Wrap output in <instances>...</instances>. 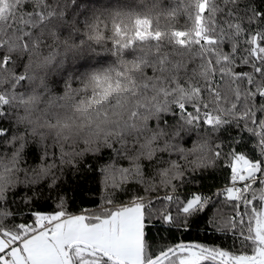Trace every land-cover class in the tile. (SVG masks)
I'll list each match as a JSON object with an SVG mask.
<instances>
[{"label":"snow or ice","instance_id":"6c2138e0","mask_svg":"<svg viewBox=\"0 0 264 264\" xmlns=\"http://www.w3.org/2000/svg\"><path fill=\"white\" fill-rule=\"evenodd\" d=\"M12 2L14 10H0V73L14 63L3 51L11 43L9 33L18 34L25 51L33 40L32 47L38 48L46 43L45 32L52 35L49 26L65 17L58 0ZM68 4L78 9L81 0H67L64 7ZM193 9L192 29L177 31L171 39L182 52L195 51L199 77L169 84L162 94L175 98V111L169 115L211 130L219 142L212 149L195 142L187 151L181 148L180 160H170L168 167L160 169L159 181L153 178L147 183L139 167H116L114 158L119 153L114 148L110 162L98 168L96 161L103 160L102 154L87 149L65 152L61 148L59 155L54 151L51 156L39 153V159L52 161L42 169L50 177L43 184L48 195L33 191L40 184L29 185L19 202L15 192L12 199L4 194L5 175L0 172V264H264V0H196ZM144 23L149 31L138 26L136 38L151 36L159 41L160 33L150 31L151 22ZM115 36H121L119 25ZM133 43L115 40L118 48ZM89 63L85 60L76 67ZM29 79L17 67L12 92ZM95 79L101 97L106 96L112 86H105L99 76ZM15 103H26L22 94L0 91V121L6 120V109ZM102 103L103 99L98 101ZM137 116L138 111L130 114L132 121ZM46 123L61 126L60 121ZM229 128L236 134L226 143L219 134ZM8 134V128L0 127V137ZM196 153L208 154L187 159ZM29 154L34 155L32 150ZM84 154L93 158L92 175L102 177V202L95 211L82 208L72 213L66 207L63 169L65 165L79 168L76 159ZM220 163L221 183L202 190L195 174L214 172ZM52 169H58L56 175H51ZM133 184L143 194L130 193ZM119 194L129 198L118 204ZM49 202L53 208L44 210ZM201 223L204 240L212 242L174 239L176 233L191 232L193 226L199 232Z\"/></svg>","mask_w":264,"mask_h":264},{"label":"trees","instance_id":"16d2710c","mask_svg":"<svg viewBox=\"0 0 264 264\" xmlns=\"http://www.w3.org/2000/svg\"><path fill=\"white\" fill-rule=\"evenodd\" d=\"M58 2L65 17L49 26L52 35L44 33L46 43L34 48L32 44L36 41L33 40L25 51L23 41L13 32L9 33L11 43L3 50L14 63L7 72L0 73V91L22 94L26 101L7 108L6 120L0 121V127L9 129L8 135L0 137V172L5 175L3 192L9 199L15 192L19 202L28 186L37 184L39 188L33 191L48 195L43 184L50 177L42 169L52 161L39 159V153L47 152L51 156L54 151L59 155L61 148L65 152L87 149L102 154L103 160L96 161L98 168L99 164L110 162L108 158L112 157L114 148L119 153L114 158L116 167H139L147 183L153 178L158 182L160 169L168 167L170 160H180L181 148L187 151L195 142L212 149L219 142L211 130L196 128L169 115L175 111V98L162 94L169 84L199 77L195 51L182 52L171 39L177 31L192 29L196 0H81L78 9L71 4L65 8L67 0ZM14 8L12 0H0V10ZM144 21L151 22L152 33H160L159 41L151 36L144 40L136 38L138 26L149 31ZM117 25L120 37L115 36ZM116 39L122 42L131 39L134 43L118 48ZM85 60L91 63L78 69L76 66ZM17 67L30 79L13 93L11 85ZM97 76L105 86H112L106 96L101 97ZM145 84L147 89L143 87ZM101 99L103 103L98 104ZM133 111H138L135 121L130 118ZM46 121H60L61 126L50 127ZM126 124L130 126L125 127ZM235 134L229 128L219 136L229 143ZM68 144H74L75 148L70 149ZM31 150L34 155L29 154ZM207 154L196 153L187 159L191 161ZM76 164L79 168L65 165L63 169L67 210L95 211L102 202V177L98 173L92 175L93 158L88 154L77 157ZM57 172L58 169H52L51 175ZM222 172L220 163L214 172L207 170L195 175L202 190L207 191L209 186L221 183ZM72 189L77 191L73 193ZM134 191L143 194L138 185H130L129 192ZM128 198L126 194H119L116 203L126 202ZM53 206L49 202L43 208L51 210ZM5 207L15 210L16 205ZM200 229L198 232L193 226L191 232L176 233L174 239L212 242L204 240L203 223Z\"/></svg>","mask_w":264,"mask_h":264}]
</instances>
